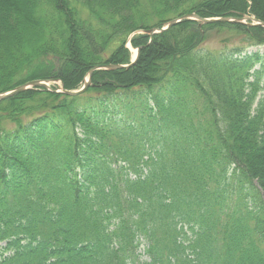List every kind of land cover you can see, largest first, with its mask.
Segmentation results:
<instances>
[{"label":"trees","instance_id":"16d2710c","mask_svg":"<svg viewBox=\"0 0 264 264\" xmlns=\"http://www.w3.org/2000/svg\"><path fill=\"white\" fill-rule=\"evenodd\" d=\"M76 1L0 0V93L78 90L185 14L264 22V0ZM210 32L246 46L214 52ZM130 41L136 64L81 96L0 103V264H264V28Z\"/></svg>","mask_w":264,"mask_h":264},{"label":"water","instance_id":"95a60500","mask_svg":"<svg viewBox=\"0 0 264 264\" xmlns=\"http://www.w3.org/2000/svg\"><path fill=\"white\" fill-rule=\"evenodd\" d=\"M185 20H189V21H194L197 22L199 24V26L202 25H208V24H215V23H234V24H243V25H247L249 27H261L264 28V22L258 20L256 17L254 16H248L245 15L242 18H211V19H205V18H201L200 16H198L195 13H189V14H185L179 18L173 19L168 21L163 27L161 28H152L149 30H143V31H139L135 34H133L131 36V38L136 35V34H144V35H149L150 37H153L154 35L163 33L165 31H167L168 29H170L171 27L181 23L182 21ZM140 54V49H137L135 51V56L133 57L132 63L129 66H119V65H100V66H95L92 70L89 71L88 75H87V79L84 80V84L82 86V88H80L79 90L76 91H68L65 90L63 87V83L60 80H36V81H31L28 83H25L23 85H20L12 90L0 93V103L6 99H9L19 93L25 92V91H29L35 88H44L48 91L51 92H55L52 89V85H55L59 88V91H57V93H62L64 95L67 96H71V97H77L82 95L83 93H85L87 91V89L89 88V86L91 85V81H92V76L94 74V72L99 71V70H103V71H113V70H118L121 68H130L132 66L135 65L136 61L138 60Z\"/></svg>","mask_w":264,"mask_h":264},{"label":"rangeland","instance_id":"374dc122","mask_svg":"<svg viewBox=\"0 0 264 264\" xmlns=\"http://www.w3.org/2000/svg\"><path fill=\"white\" fill-rule=\"evenodd\" d=\"M75 2H76V6H77V8H81L80 7V5H79V3L76 1V0H74ZM248 16H251V15H248ZM255 17V16H254ZM224 18V17H223ZM229 18H232V17H229ZM242 18V17H241ZM173 20V19H172ZM197 23V22H196ZM229 24H232V23H229ZM234 24V23H233ZM199 25V24H198ZM209 25V24H208ZM241 25H243V24H241ZM176 26V25H175ZM244 26H246V27H249V26H247V25H244ZM174 27V26H173ZM201 27V26H200ZM252 27H254V26H252ZM172 28V27H171ZM170 28V29H171ZM251 28V27H250ZM169 30V29H168ZM167 30V31H168ZM137 33V32H136ZM135 34V33H134ZM152 38V37H151ZM208 39V42H207V44H206V47L209 49V50H212V51H214V52H220V51H226V50H231V49H233V48H236V47H243V46H246L245 44H243L242 42H241V39L240 38H238V37H236V36H234V35H228V34H223V33H221V34H218V33H216V34H214V33H209V37L207 38ZM129 50H130V52H131V61L133 60V57L135 56V51L137 50V49H139V48H134V47H132V45H131V41L130 40H128V43H127V46H126ZM257 50H259L260 51V53H262V54H264V47H253V48H248V51H257ZM140 55V54H139ZM139 58V57H138ZM137 62V61H136ZM136 64V63H135ZM130 64H126V65H119V66H124V67H126V66H129ZM133 67V66H132ZM131 68V67H130ZM122 69H129V68H121V69H118V70H122ZM93 77V76H92ZM31 82V81H30ZM84 84V83H83ZM63 87H64V85H63ZM54 89L56 90V91H58L59 90V88L57 87V86H55L54 85ZM65 89V88H64ZM90 95H92V93L90 94ZM92 96H94V94L92 95ZM140 252H141V254L143 255V260H145L147 257H146V255L144 254V248L143 247H141V250H140Z\"/></svg>","mask_w":264,"mask_h":264}]
</instances>
